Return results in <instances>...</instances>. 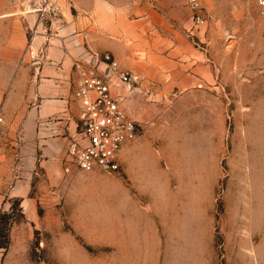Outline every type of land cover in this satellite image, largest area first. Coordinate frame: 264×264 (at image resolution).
<instances>
[{
	"label": "rangeland",
	"instance_id": "obj_1",
	"mask_svg": "<svg viewBox=\"0 0 264 264\" xmlns=\"http://www.w3.org/2000/svg\"><path fill=\"white\" fill-rule=\"evenodd\" d=\"M75 1L78 17L90 0ZM94 1L106 18L128 0ZM259 1H211L223 41L236 44L221 91L135 117L141 135L119 174L91 172L55 195L35 190L37 215L13 213L0 264H264V36L256 25L247 32ZM57 3L32 2L46 25L66 19ZM8 66L0 62V88Z\"/></svg>",
	"mask_w": 264,
	"mask_h": 264
},
{
	"label": "crops",
	"instance_id": "obj_2",
	"mask_svg": "<svg viewBox=\"0 0 264 264\" xmlns=\"http://www.w3.org/2000/svg\"><path fill=\"white\" fill-rule=\"evenodd\" d=\"M54 1L66 19L46 25L40 18L45 9H34L33 0H0V30L7 33L0 62L9 65L0 88V210L20 200L31 221L41 204L35 190L55 195L91 173L79 170L72 154L83 114L75 98L76 63L94 65L109 54L120 71L131 73L134 90L114 92L135 119L167 110L176 97L220 92L236 55V44L226 45L211 17L212 0H195L202 25L192 0H128L109 6L106 18L95 17L94 0L78 17L77 1ZM257 14L247 32L256 25L264 36V15ZM104 68L99 65V72Z\"/></svg>",
	"mask_w": 264,
	"mask_h": 264
},
{
	"label": "built area",
	"instance_id": "obj_3",
	"mask_svg": "<svg viewBox=\"0 0 264 264\" xmlns=\"http://www.w3.org/2000/svg\"><path fill=\"white\" fill-rule=\"evenodd\" d=\"M197 25L205 23L198 15L199 6L192 0ZM264 15V0L259 1ZM99 65L104 71L99 72ZM79 80L75 98L82 106V125L73 144L72 154L79 170L119 174L122 171V152L141 135V126L123 106V96L115 88L134 90L137 79L129 72H122L113 57L104 54L94 65L76 63ZM3 118L0 117V125Z\"/></svg>",
	"mask_w": 264,
	"mask_h": 264
},
{
	"label": "trees",
	"instance_id": "obj_4",
	"mask_svg": "<svg viewBox=\"0 0 264 264\" xmlns=\"http://www.w3.org/2000/svg\"><path fill=\"white\" fill-rule=\"evenodd\" d=\"M19 211L22 215V218L24 217V212L21 207V201L20 200H15L12 202L11 206V213L10 214H1L0 215V241H4L2 244H0V249H7L9 242H10V237L8 235V231L12 229L13 222L10 221L12 220V215L15 211Z\"/></svg>",
	"mask_w": 264,
	"mask_h": 264
}]
</instances>
